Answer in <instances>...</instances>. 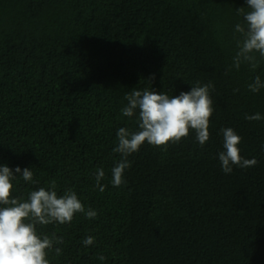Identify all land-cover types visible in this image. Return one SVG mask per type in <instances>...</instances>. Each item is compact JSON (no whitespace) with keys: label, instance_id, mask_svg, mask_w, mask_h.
Here are the masks:
<instances>
[{"label":"trees","instance_id":"obj_1","mask_svg":"<svg viewBox=\"0 0 264 264\" xmlns=\"http://www.w3.org/2000/svg\"><path fill=\"white\" fill-rule=\"evenodd\" d=\"M239 7L248 11L245 0H0V165L38 181L17 176L12 195L54 182L98 214L37 226L63 238L50 264H264V88H248L264 80V58L233 66ZM197 82L213 85L209 140L190 130L166 152L145 142L113 187L116 133L138 130L125 97L178 96ZM224 128L254 167L223 172Z\"/></svg>","mask_w":264,"mask_h":264},{"label":"clouds","instance_id":"obj_2","mask_svg":"<svg viewBox=\"0 0 264 264\" xmlns=\"http://www.w3.org/2000/svg\"><path fill=\"white\" fill-rule=\"evenodd\" d=\"M248 11L237 8L245 24H236L235 31L243 37L238 41V51L233 58V66L239 69L241 63H248L253 70L258 66L256 53L264 58V0H245ZM155 79V74L150 81ZM213 88L211 82L203 86L197 82L190 91H181L178 96L157 93L155 90H133L125 99L127 105L122 108L125 117H137L138 130L130 131L125 127L116 133L117 145L112 149L120 154V160L112 168L113 187L126 184L124 172L131 166L128 157L140 150L147 142L167 151L170 144H177L182 138L189 136L190 130L196 133L201 146L210 138L209 121L213 113V101L209 95ZM248 88L258 93L264 88V80L259 75L254 77ZM238 91V89L234 90ZM245 119L259 121V113L245 116ZM223 134V151L218 159L225 174L233 171V166L240 168L254 167L258 162L255 158L245 159L240 155L238 145L241 137L232 128L221 129ZM17 176L26 183L34 181L33 172L29 168L21 170L19 166L10 169L0 165V264H50L48 255L54 252L57 257L62 254L63 238L53 233L51 236L38 233L37 226L71 223L76 214H83L87 219L97 218V212L85 209L76 192L68 189L58 195L55 183L46 190L40 187L28 193L27 199L12 195L13 183ZM105 177L103 169L95 173L96 185L101 192L104 186L101 181ZM85 246L94 244V237L88 236L83 241ZM105 260L103 255L98 257Z\"/></svg>","mask_w":264,"mask_h":264}]
</instances>
